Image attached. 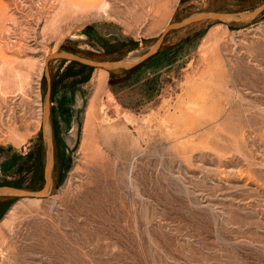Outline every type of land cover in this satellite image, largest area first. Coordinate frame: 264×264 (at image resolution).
<instances>
[{
    "label": "rangeland",
    "instance_id": "obj_1",
    "mask_svg": "<svg viewBox=\"0 0 264 264\" xmlns=\"http://www.w3.org/2000/svg\"><path fill=\"white\" fill-rule=\"evenodd\" d=\"M147 1L0 0V186L45 188L46 66L55 146L47 199L0 198V264H264V13L173 31L134 71L47 65L264 5Z\"/></svg>",
    "mask_w": 264,
    "mask_h": 264
},
{
    "label": "water",
    "instance_id": "obj_2",
    "mask_svg": "<svg viewBox=\"0 0 264 264\" xmlns=\"http://www.w3.org/2000/svg\"><path fill=\"white\" fill-rule=\"evenodd\" d=\"M264 13V5L259 9L255 10L252 13H242V14H216L210 12H199L196 13L189 18H185V20L179 24L172 25L168 27L163 33L162 37L157 41V43L151 48L148 52L140 57H134L129 60L124 61H117V62H104L99 63L95 61H88L77 56L71 54H55L49 58H47V65L53 60H66L70 63H78L83 66L92 68V69H104L107 71L115 72V71H131L136 68H139L149 61H151L154 57H156L165 42L166 36L173 32L182 30L190 25L201 23L205 21H213L218 22L221 24H234V23H245V22H252L256 20L259 16ZM86 36L85 34H78L76 37ZM46 77L48 80L49 88L45 98V105H44V114H43V135L46 144L48 155L47 156V164H46V172H45V188L39 192H30L23 188H16L14 186H0V198H12L17 200H25V199H39L44 200L47 199L49 193L52 189V172L55 162V146L52 138L51 127H50V102H51V93L53 92L51 89V81L48 66H46Z\"/></svg>",
    "mask_w": 264,
    "mask_h": 264
},
{
    "label": "bare ground",
    "instance_id": "obj_3",
    "mask_svg": "<svg viewBox=\"0 0 264 264\" xmlns=\"http://www.w3.org/2000/svg\"><path fill=\"white\" fill-rule=\"evenodd\" d=\"M141 2H140V4H142L143 6L145 5L146 6V3H145V0H140ZM147 2H149V0L147 1ZM104 4V3H103ZM105 6H106V4H105ZM141 7V6H140ZM99 70H104V69H99ZM107 71V70H106ZM105 72V71H104ZM104 78H106V77H104ZM100 84L102 85L103 84V80H101V82H100ZM100 89V88H99ZM93 103V102H92ZM92 105V104H91ZM90 116V115H89ZM88 119V118H87ZM92 125V124H91ZM87 130V129H86ZM88 134V133H87ZM96 136V135H95ZM90 137V136H89ZM25 200H32V201H38L39 199H25ZM17 206V205H16ZM6 223H8V222H6ZM3 224V223H2ZM6 225V224H5ZM7 226V225H6ZM5 226V227H6Z\"/></svg>",
    "mask_w": 264,
    "mask_h": 264
},
{
    "label": "flooded vegetation",
    "instance_id": "obj_4",
    "mask_svg": "<svg viewBox=\"0 0 264 264\" xmlns=\"http://www.w3.org/2000/svg\"><path fill=\"white\" fill-rule=\"evenodd\" d=\"M86 36H82V37H86V38H88V39H91V37H92V35L91 34H89V33H87V34H85Z\"/></svg>",
    "mask_w": 264,
    "mask_h": 264
},
{
    "label": "trees",
    "instance_id": "obj_5",
    "mask_svg": "<svg viewBox=\"0 0 264 264\" xmlns=\"http://www.w3.org/2000/svg\"><path fill=\"white\" fill-rule=\"evenodd\" d=\"M159 54H160V53H159ZM159 54H158V55H159ZM158 55H157V56H158ZM157 56H156V57H157ZM156 57H154L153 59H155ZM153 59H152V60H153ZM136 69H138V68H136ZM136 69H134V70H136ZM134 70H133V71H134ZM16 188H20V187H16Z\"/></svg>",
    "mask_w": 264,
    "mask_h": 264
}]
</instances>
